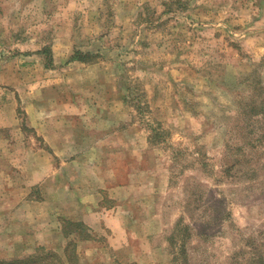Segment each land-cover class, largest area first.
<instances>
[{
  "label": "rangeland",
  "instance_id": "374dc122",
  "mask_svg": "<svg viewBox=\"0 0 264 264\" xmlns=\"http://www.w3.org/2000/svg\"><path fill=\"white\" fill-rule=\"evenodd\" d=\"M85 213L80 264L261 263L264 0H0V260Z\"/></svg>",
  "mask_w": 264,
  "mask_h": 264
},
{
  "label": "trees",
  "instance_id": "16d2710c",
  "mask_svg": "<svg viewBox=\"0 0 264 264\" xmlns=\"http://www.w3.org/2000/svg\"><path fill=\"white\" fill-rule=\"evenodd\" d=\"M49 48H44L43 54H45L47 51L49 52ZM90 53H82V52H76L72 56V60H82L86 61V58H83L85 56H89ZM48 62V61H47ZM53 63V58L49 57V64ZM62 232L64 236L69 239V242L64 250V259L61 255L55 252H47L45 255L42 256H31L25 259H15V260H0V264H80L79 257L77 256L76 251V239H71L72 235H75L77 239L79 240H87L91 238V235L87 233L86 229L88 226L83 222L74 221L71 219H65L62 220ZM61 221V222H62ZM259 264H264V257Z\"/></svg>",
  "mask_w": 264,
  "mask_h": 264
},
{
  "label": "crops",
  "instance_id": "0c3cea01",
  "mask_svg": "<svg viewBox=\"0 0 264 264\" xmlns=\"http://www.w3.org/2000/svg\"><path fill=\"white\" fill-rule=\"evenodd\" d=\"M91 216H93V215H88L87 213H85V215L84 214H81L80 216H78L79 217L78 219H80V221H78V222H83L86 225H90V227L94 228L97 231V225H98L97 222L95 221L93 225L90 224L91 223V218H94V217H91ZM70 218H72L71 220H73V216H71ZM100 223H102V221H100ZM92 239L93 238H92V235H91V238H89L87 240H92ZM81 241H85V240H81Z\"/></svg>",
  "mask_w": 264,
  "mask_h": 264
}]
</instances>
